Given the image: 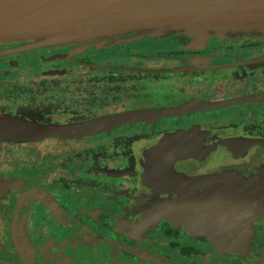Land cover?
Returning <instances> with one entry per match:
<instances>
[{
	"label": "flooded vegetation",
	"instance_id": "af4514ba",
	"mask_svg": "<svg viewBox=\"0 0 264 264\" xmlns=\"http://www.w3.org/2000/svg\"><path fill=\"white\" fill-rule=\"evenodd\" d=\"M201 37L144 36L118 56L104 37L0 43V89L14 84L0 117L63 126L187 106L0 141V264H264V34ZM54 89L79 106L54 105Z\"/></svg>",
	"mask_w": 264,
	"mask_h": 264
},
{
	"label": "water",
	"instance_id": "95a60500",
	"mask_svg": "<svg viewBox=\"0 0 264 264\" xmlns=\"http://www.w3.org/2000/svg\"><path fill=\"white\" fill-rule=\"evenodd\" d=\"M219 28L264 30V0H0V43L31 40L35 46L64 44L139 29H170L205 36ZM186 111L183 105L63 126L3 116L0 141L77 138L120 124Z\"/></svg>",
	"mask_w": 264,
	"mask_h": 264
},
{
	"label": "rangeland",
	"instance_id": "374dc122",
	"mask_svg": "<svg viewBox=\"0 0 264 264\" xmlns=\"http://www.w3.org/2000/svg\"><path fill=\"white\" fill-rule=\"evenodd\" d=\"M150 32H153V33H150ZM172 32H173V30H170V29H162L160 31H158V30L151 31V30L139 29V30L132 31L131 33L128 32L127 34L118 36L119 38H117V37L113 38V36L112 37H104V38L99 39V41H98V46L100 48L98 50H101V51H103L107 54H110V55L115 54V56L119 55L118 54L119 49H121V51H122V50H126V49L130 48L132 51L136 52V49L132 48L131 46H133L134 42L139 40L141 37L150 36V35H154V37H159V38L160 37H167V36L171 35ZM213 32L218 33V34L223 35V36H229V37L236 35V34L243 35V36L250 34V33H253V34L262 33V34H264V30L249 29V28L248 29L240 28V29H236L234 31L229 30L227 28H219L218 30H216V32L215 31H213ZM189 33L192 35L193 40L200 42L201 44H208V42L210 41V38L205 39L196 33H193V32H189ZM116 40L119 43L123 42L121 47L118 45L117 42H115ZM16 41H22V40H16ZM23 41H29V40H23ZM202 42H206V43H202ZM127 47H129V48H127ZM34 53H38V51L33 52V54H31L30 52H24V53L21 52V53L13 54L11 56L15 57V58H19L22 56L29 57V56L35 55ZM2 57L3 56H1L0 58H2ZM9 84H10V88L0 89V95L4 96V95H13L14 94L12 91V89H13L12 85H14V84H12V83H9ZM35 88H36L35 84L31 83L30 85H27L24 87L15 88L14 92L16 94V93H18V90H19V91H23V92L30 91V92L34 93ZM56 89H54V91H53L54 94L51 95V96L56 97L54 105L68 104V105L72 106L73 108L75 106H79L78 103L80 104V101L78 99H73L74 97L72 94H74V92L71 89H68L67 91L60 93V95L55 93ZM38 105H47V103L42 102V103H39ZM23 107H25V105ZM118 135H119L118 133H113L111 136H118ZM38 147L42 148V150H40V152H42L45 148V144H41Z\"/></svg>",
	"mask_w": 264,
	"mask_h": 264
},
{
	"label": "crops",
	"instance_id": "0c3cea01",
	"mask_svg": "<svg viewBox=\"0 0 264 264\" xmlns=\"http://www.w3.org/2000/svg\"><path fill=\"white\" fill-rule=\"evenodd\" d=\"M175 210H176V209L172 210V212L175 211Z\"/></svg>",
	"mask_w": 264,
	"mask_h": 264
}]
</instances>
